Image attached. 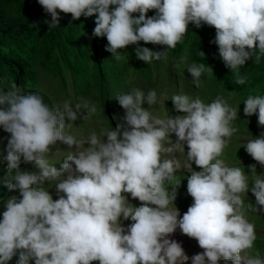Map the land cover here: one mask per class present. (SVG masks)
Segmentation results:
<instances>
[{
	"label": "clouds",
	"instance_id": "9594fccd",
	"mask_svg": "<svg viewBox=\"0 0 264 264\" xmlns=\"http://www.w3.org/2000/svg\"><path fill=\"white\" fill-rule=\"evenodd\" d=\"M38 3L51 16L45 20L49 29L59 27L61 12L71 14L73 21L95 16L93 36L107 38L105 50L115 59L120 58L118 50L141 41L166 46L164 51L135 49L137 58L147 64L163 60L156 71L166 64L167 50L183 41L190 23L197 28L202 24L215 28L213 43L237 85L247 82V76L240 74L246 61L259 64L264 57V0ZM150 10H155V15L148 16ZM199 55L205 57L202 51ZM179 64L174 68L181 71ZM188 66L196 89H204L206 94L212 91L208 98L184 94L178 86L179 94L170 102L182 115H175L173 108V116L162 119L150 111L158 102L155 90L160 88L133 86L135 89L131 87L116 98L122 107L120 113L125 112V124L121 122L102 136L93 132L84 140L66 131L76 120H87L97 112L83 97L74 107L68 101L51 107L39 93H26L15 82L8 90H0V127L10 134L0 162H6L7 173H12L3 183L10 191L19 192V197L12 195L4 201L0 264H9L13 257H18L16 264H186L189 259L191 264H220L221 259L233 264H264L259 251L250 252L257 235L255 224L245 214L260 210L257 206L264 208V174L258 175L256 166L249 165L253 177L250 187L245 170L230 167L223 160L232 154L227 143L233 144L231 137L237 131L232 127L234 120L241 123L242 117L256 115L264 127V95L250 94L245 101H231L223 95L227 92L230 97L231 89L222 88L217 96L214 88L219 82L209 77L207 81L214 85L208 87L202 80L205 72H213L211 67L195 62ZM237 101L244 104L243 109L233 107ZM59 141L77 151L69 153L57 168L48 156ZM85 144L89 147L80 150ZM185 145L187 167L192 170L184 177L193 203L181 215L176 206L169 208L177 198L179 184L170 190L169 185L181 166L162 156L175 149L185 150ZM245 149L264 166V132L249 140ZM22 162L34 163L39 172L22 170ZM193 163L199 171L193 170ZM53 182L58 196L55 200L48 187ZM249 191L256 205H245L242 194ZM129 194L141 202L140 206L130 203ZM129 219L132 223L125 227L123 221ZM177 228L184 235L176 233ZM188 237L198 244L192 245ZM196 245L203 252L189 258L188 251Z\"/></svg>",
	"mask_w": 264,
	"mask_h": 264
},
{
	"label": "trees",
	"instance_id": "16d2710c",
	"mask_svg": "<svg viewBox=\"0 0 264 264\" xmlns=\"http://www.w3.org/2000/svg\"><path fill=\"white\" fill-rule=\"evenodd\" d=\"M59 14L61 17L59 27L49 29L45 20H50L51 16L44 11L38 0H0V90H8L15 82L26 93H39L44 98V102L52 107V103L56 100L53 97L55 91L59 93L62 102L69 96L68 78L71 77L78 103L83 97L90 104H96V108L97 104L104 105L105 113L102 115L105 122L109 124L110 129L111 127L115 129L122 124L119 117L122 107L118 104L117 96L128 93L131 85L140 87L137 83L144 82V79H140L139 82L134 81V84H129L128 74L131 71H139L149 83H154L152 88H159L160 82L156 81L164 70L163 66H166L165 69L170 77L168 82H171L172 91H170L173 95L179 94V91L172 86L175 82L178 86L182 83L183 61L191 52L194 58L185 63L189 65L194 62L204 63L211 67L213 71L211 73L216 77L211 81L219 82L214 88L217 96H221L219 90L222 91V88L225 91L231 89L230 97L227 92H223V95L231 101L244 100L250 94L264 95V57L259 64L253 63L251 59L246 61L240 69V74L247 76V82L244 85L235 84V75L225 66L219 56L218 46L213 43L216 35L214 27L202 24L197 28L190 23L183 41L178 43L175 49L167 50L169 64H162L158 76L155 77L154 70L159 68L161 60L147 64L137 58L135 49L140 46L148 47L153 51H164L166 46L145 44L141 41L138 45H129L118 50L120 58L115 59L105 50L107 38L93 36L95 16L88 18L82 16L79 20L73 21L71 14L62 12ZM147 15H155V10H150ZM200 51L205 53V57L199 55ZM181 58H184L182 62ZM177 64L181 66L179 69L181 71L174 68ZM183 78H186V75ZM82 111L86 112L83 109ZM242 118L241 123L238 118L232 123V127L237 129L234 136L241 134L249 136L252 140L253 137H258L264 132V127L258 124V118L253 120L251 117ZM231 142L241 145L236 153L226 156L224 160L234 162L229 165L230 167L243 168L249 175L251 187L253 177L248 166L255 165L258 174L264 171V166L246 152V141L237 142L234 139ZM236 160L241 162L237 163ZM7 174L12 175L7 173L6 162H0V220L5 210L4 201L11 196V191L3 183V178ZM181 182L187 184L186 177L178 180V183ZM244 201L246 205L249 203L256 205L251 191L245 193ZM254 221L264 228V213ZM254 247L255 251H259L264 258V235H257ZM17 259L18 257H13L9 264H16Z\"/></svg>",
	"mask_w": 264,
	"mask_h": 264
},
{
	"label": "rangeland",
	"instance_id": "374dc122",
	"mask_svg": "<svg viewBox=\"0 0 264 264\" xmlns=\"http://www.w3.org/2000/svg\"><path fill=\"white\" fill-rule=\"evenodd\" d=\"M193 58H194V56L190 52L188 54V58L186 60H184V61H187V60H190V59H193ZM184 61H183V67L182 68L183 69L185 68V70H186V68H188L187 67L188 63L184 64ZM162 62H163V60L160 61V63H162ZM165 62H166V64H169V58H167V60H165ZM185 70H184V73L181 74V78L183 79L182 83H185L184 79H186V83L183 86L179 85V90L182 88V89H184V94H187V95H191V93L200 94V95L204 96L205 98H208L210 96V94L212 93V91H210V93L206 94L204 89H201V90L196 89V87L194 86L193 82H190V78L188 77V74H190V73L187 70L186 71ZM158 74H159V72L155 70L154 71V76L156 77V76H158ZM184 75H186V78H183ZM202 77H203V79L205 81V85H208V87H211V86L214 85V83L207 81L208 77H213L214 78V76H213V74L211 72H205L202 75ZM158 78L159 79L156 78L157 82H160L161 86H163V88H161V86H159L160 89L155 90L157 92L158 102L151 107L150 111L154 115H156V116H158V117H160L162 119L167 118L168 115L169 116H173V112H172L173 108H174V114L175 115H182V113H179V112L176 111V109L174 107V103L170 102V100H172L171 98L173 96V93L171 92L172 91L171 90V82H168L170 77L167 74L166 69H164L163 72H161V74L159 75ZM128 79H129V84H134V81L139 82L140 79L147 80L145 77L141 76V73L139 71H131L128 74ZM68 80H69V90H68V95L69 96L67 98H65L63 100V102H62L61 101L62 98L60 97L59 93L57 91H55L54 94H53V97L57 101L55 100L52 103V107H59L65 101L70 102L73 105V107H74V105L76 103H78L77 96H76V93H75L76 90L74 89V86L71 83V81H72L71 77H69ZM153 84H154L153 82L152 83L143 82V83H137V86H140V87H143V88H147L149 86H152ZM175 85H176L175 90L177 91L178 84H176V82H175L174 86ZM131 87H133V86L131 85ZM132 89H135V87H133ZM145 94H147L146 91H145ZM97 105H98L97 106V112L95 114H93L87 120L78 119L75 122H73L72 127L66 130L67 134L74 135L77 140H84L93 132H95L98 136H102L103 133H105L108 130H110L109 124H107L105 122V119H104V117L102 115L103 113H105L104 105H102V104H97ZM143 107L147 108L148 107L147 103H145L143 105ZM233 107H236L237 109L238 108L243 109L244 108V104L242 102L237 101L233 105ZM121 113H122L121 116L123 118L122 122L125 124V121H124L125 112L122 111ZM251 118H256V116H253ZM111 128L113 130L116 129V128L114 129L113 127H111ZM258 137H253V139L254 138H258ZM9 138H10V134L6 133L3 130V128L0 127V152H4L5 155H6V151H4V149H6L7 140ZM171 138L174 139L173 143H175L176 142V136H175L174 133L171 135ZM103 139L106 142L107 138L104 137ZM234 139H236L237 142H245V141L247 142V140H251V138H249V136H245V135H237V136L232 135L231 140H234ZM166 143H168V142L166 141ZM227 145H229L230 147L233 146L231 148L228 146L229 148L227 147L228 148L227 151H230L232 154H234V153H236V151L238 150V148H239V146L241 144L240 143L238 145L237 144H231V143H229V140H228ZM83 147H89V145L88 144L82 145L80 150H83ZM76 151H77V149L75 147L69 148L68 145L64 144L62 141H59V142H57V145L55 147H53L51 152L49 153V156H48L49 162L51 164H54V165L56 164L55 166L57 168H59L60 167V163L59 162L62 163V160L69 153H75ZM187 151H188L187 145H185V150H183V149H175L172 153H165L162 156V158H164V159H175L176 161H178L180 163V166H181L180 169L177 170V172L175 174V177H174V180L171 182V185H169V190H170L172 186L179 184V186L177 187V198L174 201V204H170L169 205V208L173 209L176 206L178 208V210H179L181 215H183L187 211L188 207L191 206V204L193 203L192 197L190 195H188V193H187V184L184 183V182L178 183L179 179H181L182 177L184 178V173H187L188 175H190V172L192 170L191 168L187 167V164L189 163L187 161V154H186ZM221 159H223L222 156H221ZM243 160H242V162H243ZM236 161H237V163L241 162L240 160H236ZM225 163L228 166L234 164L233 161H231V162L225 161ZM20 167H21L22 170H28L30 172H36V173L39 172V169L36 167V165L34 163L25 164V163L22 162ZM192 168H193V170H196V171L200 170L194 163L192 164ZM258 175H260V174H258ZM54 184H55V182H53L52 184L48 185V187L50 188L49 189L50 194L53 196V199L55 200V199H58V196H57ZM13 193L17 197H19L18 190L17 191H11L10 195L12 196ZM244 196H245V193L242 194V198H244ZM128 199H129L130 203H132L134 206H140L141 202L138 199L133 200L131 198L130 194L128 195ZM257 207L260 208V210H258L257 212L248 210V211H246L245 214H246L247 218L249 219V221L255 224L256 235L260 236V235H264V230L262 229V227L260 225H258L254 221V219L256 217H259V216L262 215L263 208H261V206H257ZM130 223H132V221L130 219L127 220V221H123V224H124L125 227L127 225H129ZM254 250H255V247L252 250H250V252L252 254H254L256 252V251L254 252ZM188 252H190L189 258H191L193 255L202 253L203 249L200 248L199 245H196L195 247L190 248V251H188ZM218 263H220V264L221 263L222 264H233L232 261H225L223 259H221ZM93 264H98V262H93ZM186 264H191V259H189L186 262Z\"/></svg>",
	"mask_w": 264,
	"mask_h": 264
},
{
	"label": "bare ground",
	"instance_id": "6f19581e",
	"mask_svg": "<svg viewBox=\"0 0 264 264\" xmlns=\"http://www.w3.org/2000/svg\"><path fill=\"white\" fill-rule=\"evenodd\" d=\"M262 174H264V171H262ZM247 194V193H246ZM263 216V215H262ZM176 233H180L181 235H184L182 234L181 230L179 228L176 229L175 231ZM176 236V235H175ZM188 241L191 242L192 241V245H195V244H198V242L194 239V238H190L188 237Z\"/></svg>",
	"mask_w": 264,
	"mask_h": 264
}]
</instances>
